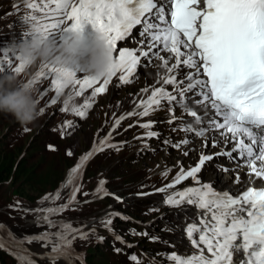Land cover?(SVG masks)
I'll return each mask as SVG.
<instances>
[{
    "label": "snow or ice",
    "instance_id": "6c2138e0",
    "mask_svg": "<svg viewBox=\"0 0 264 264\" xmlns=\"http://www.w3.org/2000/svg\"><path fill=\"white\" fill-rule=\"evenodd\" d=\"M27 7L45 13L44 18L49 22L42 25L40 34L44 39L51 40L57 33L82 31L85 25H91L94 30L99 28L105 32L115 53L116 71L104 78L102 83L100 78L76 69L65 70L51 61L42 64L35 75L38 81L48 80L50 84V87L41 89V95L54 90L51 104L57 103L62 91L70 85L77 86L76 96L90 89L91 95L85 99L83 110L74 109L75 114L83 118L86 110L93 106L95 97L107 91L117 72L119 82L128 84L132 82L130 77H134L138 67L151 66L153 59H159V68L165 70L163 73L157 71L155 84L160 86H150V94L136 105L142 111L120 116L115 121V127L133 115L149 116L162 108L164 101L170 113L169 123L179 120L185 133L204 137L207 132L215 131L233 143L232 149L226 152L201 153L194 166L188 169L181 166L170 184L157 189L166 194V204L179 206L187 203L205 214L199 217V225L188 224L185 229L191 246L197 250L196 254L181 256L172 252L169 259L174 264H233L231 249L235 247L234 242L241 238L239 247L246 257L242 264H264V187H248L233 195L214 190L211 185L202 183L198 176L206 163L216 156L226 155L239 161L237 167L249 169V175L264 180V0H45L42 5L34 2ZM137 28V46L119 47L118 42L131 39ZM9 52L10 49L0 56V71H8L17 60L15 52H11L12 55ZM161 52L167 55L162 56ZM23 69L24 66L19 63L11 68L17 74ZM165 85L171 86V91ZM141 91L148 93L149 87ZM178 106L183 109L181 117L175 116ZM197 108L205 111L200 114ZM64 110L62 107L61 111ZM184 115L192 117L200 127L193 128L192 123L184 120ZM152 123L149 121L140 124V127L150 129ZM64 125L71 127L72 122L65 121ZM24 130L29 131L27 128ZM61 135L63 137L64 133ZM145 135L153 137L157 133L148 131ZM110 136L111 133L99 144H94L92 150L82 155L70 169L67 181L62 185L70 187L65 204L35 210L45 213L38 216V221L46 223L49 228L59 227L60 230L26 236L19 241L20 245L25 241L42 242L43 246L51 248L46 255L53 264L59 258L71 260L76 255L71 245L77 236L86 238L87 233L49 217L73 204L80 191L76 181L82 175L84 163L105 147H113L107 143ZM189 143L191 140L185 138L172 144V147L180 148ZM217 144L218 141L213 139L212 146L216 147ZM207 146L206 140L204 147ZM48 147L56 150L54 145ZM188 154L184 152L185 156ZM67 155L72 156V151L68 150ZM167 171L162 175L166 176ZM189 178L199 186L168 194L169 189ZM234 179L237 184L241 182L239 173ZM104 183L103 180L99 182L96 193L104 191ZM59 199V190L43 198L52 201ZM102 223L109 227L112 221L108 219ZM30 255L26 249H22L20 264H36ZM131 259L140 264L137 257Z\"/></svg>",
    "mask_w": 264,
    "mask_h": 264
},
{
    "label": "rangeland",
    "instance_id": "374dc122",
    "mask_svg": "<svg viewBox=\"0 0 264 264\" xmlns=\"http://www.w3.org/2000/svg\"><path fill=\"white\" fill-rule=\"evenodd\" d=\"M3 1L6 0H0V2ZM2 18L0 16V24ZM18 75L21 78L25 77L24 74ZM109 103V98L104 100L97 106L89 120L83 124L82 129L72 135L64 134L63 137L48 131L50 121L55 118V114L51 112L40 116L27 127L17 122L11 114L0 112V234L10 246L20 250L26 249L28 253H34L32 255L47 256L46 254L50 253L51 248L43 246L42 242L28 243L25 241L23 245H20L19 241L26 236L40 235L45 231L54 233L60 230L59 227L49 228L46 223L38 221V216L45 215V213H37L35 210L56 207L67 202L70 187H64L65 190L60 193L61 199L59 200H43V198L46 195L55 194L70 169L79 162V158L92 150L93 145L100 142L101 138L103 139L102 129ZM25 128L29 131H25ZM47 142L53 143L56 150H46ZM68 150L72 151V156L67 155ZM13 155L14 159L19 162L21 159H26L24 169L29 170L26 184V178L18 181V177H15V172H17L14 168L15 163L11 165L10 160ZM4 158H6L5 161H3ZM119 160H121L119 157H102L91 162L76 181L80 186V191L77 192L76 200L73 202L75 206L49 218L67 222L74 228H83L82 231L87 233V237L103 231L105 225L101 224L102 221L112 219L115 213L120 212L119 208L125 207V202L120 204L117 200L106 197L102 204L95 202L85 207L77 204L85 200L87 202L97 199L102 193H96L101 180L105 182L104 190L119 194L126 189L124 188L125 182L136 179L138 166L128 167L123 162L119 163ZM147 162H150V159ZM213 178L209 177L211 180ZM57 186L59 187L56 188ZM84 193L88 195L85 196ZM173 209L178 212L184 210L177 207ZM86 216L88 219H85ZM85 226L86 230H84ZM171 236L175 235L171 234ZM71 246L80 247L82 254L90 257L89 264H133L134 260L131 257L139 256L133 249L137 247L134 235L128 238V245L116 246L105 242L99 251L93 243L91 244L92 249L88 251L85 247V238H79V236Z\"/></svg>",
    "mask_w": 264,
    "mask_h": 264
},
{
    "label": "clouds",
    "instance_id": "9594fccd",
    "mask_svg": "<svg viewBox=\"0 0 264 264\" xmlns=\"http://www.w3.org/2000/svg\"><path fill=\"white\" fill-rule=\"evenodd\" d=\"M24 31L29 34L28 38L13 42L12 48L18 63L26 71L49 61L65 70L76 69L100 79L116 71L114 49L108 36L99 28L94 30L91 38L83 30L70 32L59 44L43 38L40 34L42 25L35 18ZM0 112L11 114L24 127L39 118L41 113L35 90L27 78H21L14 71H0Z\"/></svg>",
    "mask_w": 264,
    "mask_h": 264
},
{
    "label": "trees",
    "instance_id": "16d2710c",
    "mask_svg": "<svg viewBox=\"0 0 264 264\" xmlns=\"http://www.w3.org/2000/svg\"><path fill=\"white\" fill-rule=\"evenodd\" d=\"M7 157H8V156H7ZM7 157H6V158H7ZM11 157H12V159H10V160H11V165H12L13 163H15L14 168H16V171H17V172H15V173H16V174H15V177H18V181H20V180L26 178V182H25V184L28 183V178H27V177H29V170L26 171V170L24 169V168H25V165H26V164H25L26 159H21L20 162H19V161H16V160L14 159V155L11 156ZM6 158H4L3 161H5ZM3 164H4V162H3ZM58 187H59V186H57L56 188H58ZM88 259L90 260V257H89ZM2 261H3V264H11V262H9L8 256H7L6 254H4V256H3V258H2Z\"/></svg>",
    "mask_w": 264,
    "mask_h": 264
},
{
    "label": "bare ground",
    "instance_id": "6f19581e",
    "mask_svg": "<svg viewBox=\"0 0 264 264\" xmlns=\"http://www.w3.org/2000/svg\"><path fill=\"white\" fill-rule=\"evenodd\" d=\"M86 166H87V164L85 162L84 166H83V170ZM174 207H177L180 209H186L185 206H174ZM203 215H205V214H201V213H198L196 210H193L192 215H191V217L193 218L192 220L194 221L193 223L197 224L199 222V217L203 216ZM240 243H241V238H238V240L236 242H234L235 247L233 249H231V251L233 253V264H242L241 260L235 259V257L240 256L241 251H244L242 248L239 247ZM196 252H197V250H195V249L192 251L193 254H196ZM205 254L207 255L206 252H205Z\"/></svg>",
    "mask_w": 264,
    "mask_h": 264
}]
</instances>
